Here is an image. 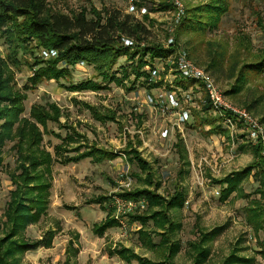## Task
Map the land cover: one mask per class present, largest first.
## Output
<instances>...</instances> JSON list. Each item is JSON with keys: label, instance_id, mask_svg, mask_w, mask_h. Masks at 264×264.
<instances>
[{"label": "rangeland", "instance_id": "obj_1", "mask_svg": "<svg viewBox=\"0 0 264 264\" xmlns=\"http://www.w3.org/2000/svg\"><path fill=\"white\" fill-rule=\"evenodd\" d=\"M46 1L49 11L68 15L82 10L89 15L96 11L101 19L108 15L106 12H119L120 18L121 15L130 14L148 30L145 38L141 36V45L160 44L165 47L170 36L174 42L176 37L177 49L186 51L190 61L207 71L223 93L231 89L241 64L250 62L264 49V0H222L225 11L220 14L216 27H209L203 34L180 30L178 23L185 13L190 16L193 9L210 0H179L182 14L178 20L177 9L171 0ZM130 1L140 6L130 10ZM141 8L145 9L144 13L140 11ZM5 29L6 26L0 24V59L12 71L15 89L25 96L22 99L24 110L19 117H28L33 104L49 102L60 109L57 122H47L45 128L37 124L42 136L40 146L54 158L49 206L46 215L24 231V237L30 240L47 237L48 232L52 231L51 246L26 251L20 258V264H61L73 248L77 253L70 257L72 264H139L135 259L127 262L109 254L114 247L121 246L149 260L162 259L158 248L150 249L138 239L139 222L130 223L128 219L125 227L118 225L108 228L102 237L92 231L93 225L101 222L107 212L112 216L109 202L112 195L148 187L142 181L144 173L124 152L130 147L136 149L138 155L150 165L153 180L160 184L157 193L167 199L176 184L185 192L182 207L170 210L174 221L179 223L171 238L179 246L171 264H193L187 252V243L196 238V225H201L207 231L222 227L207 244L210 256L203 264L221 263L233 247H236L237 255L250 259L246 264H264V255L258 252L259 241L264 242V231L254 233L245 220L246 207L253 206L250 200H259L264 208V199L253 192L258 186L257 181L250 174L248 179L241 182V192H233L225 200L220 199V187L214 182L251 163L254 157L250 146L254 144L244 136L240 122H235L232 128L222 124L227 133H209L210 125L200 123L198 117L217 114L211 105L207 113L201 111L202 103L208 99L197 82L190 80L186 90L176 88L175 80L181 79L176 68V52L163 60L154 61L152 66L158 70L154 81L160 82L158 87H148L140 78L132 89H128L133 76L128 67L126 72H122L121 66L126 62L121 56L114 66L117 71L115 76L123 79L121 84L101 82L92 66L79 61L70 68L68 77L58 81L44 80L27 89L24 85L33 69L24 63L22 56L18 57L20 65L17 66L7 60L11 49L4 42ZM45 50L37 47L34 53L44 61L55 57L46 55ZM212 56H217L218 71L204 68ZM25 59L31 62L28 57ZM245 74L246 79L240 82L238 93L224 95L231 103L242 108H246V101H255L253 109L247 110L261 122L264 130V121H260L264 116V73L257 75L246 71ZM85 79L98 81L103 88L81 91L67 88L69 84ZM171 90L180 99V109H172L166 101L165 95ZM148 96L153 98L152 102ZM86 105L102 114L113 113L114 120L97 121ZM181 109L188 110L190 116L177 127L176 112ZM164 129L168 131L166 137L161 136ZM70 133L76 140L62 150L61 139ZM179 139L186 151L187 162L179 158L176 146ZM11 145V141H6L0 148V220L4 219L3 211L9 191L13 189L9 173L15 166V154ZM57 145L61 146L59 154L54 150ZM90 145L112 151L116 156L100 163H94L89 158L67 164L57 160V155H75ZM74 147L78 150H67ZM100 197L101 203L94 202ZM147 224L149 232L153 226L150 222ZM151 239L157 243L159 237L152 235Z\"/></svg>", "mask_w": 264, "mask_h": 264}, {"label": "trees", "instance_id": "obj_2", "mask_svg": "<svg viewBox=\"0 0 264 264\" xmlns=\"http://www.w3.org/2000/svg\"><path fill=\"white\" fill-rule=\"evenodd\" d=\"M222 0H210L191 11L190 16L181 17L178 23L180 30L184 29L195 34H203L206 29L216 27L220 14L225 11L221 4ZM136 6H140L136 3ZM82 10L74 15H68L57 11H49L46 0H0V24L6 26L4 42L11 49L6 56L13 66L20 65L18 57L30 69L32 75L27 78L25 88H33L44 80L54 79L56 81L70 75V68L77 62H84L92 66L95 76L101 82L114 81L121 84L123 79L116 77L114 66L119 57L124 56L126 65H122V72L131 70L133 80L128 89H132L135 81L140 79L148 87H158L160 82L152 80L151 71L154 61L163 60L174 53L177 46L175 42L172 47H163L160 44L141 45L140 40L148 34L147 28L130 14L121 15L112 11L105 19L98 16V12L85 13ZM205 20H209L205 21ZM10 24V25H9ZM122 38H129L132 44L124 46ZM33 41L32 43H30ZM240 44V43H239ZM54 50L56 56L49 60H42L34 53L35 48ZM19 52L22 54L19 55ZM219 54V53H218ZM189 55V54H188ZM221 57L220 55H217ZM217 56H212L206 63V70H219ZM31 59V62L28 59ZM65 64V66L60 65ZM60 65V67L58 66ZM62 66V67H61ZM149 69H144L147 67ZM251 74L264 73V49L258 53L250 62H244L238 68L234 84L225 94H236L240 90V82L246 79L245 72ZM125 76V74H124ZM126 77V76H125ZM127 78V77H126ZM13 74L8 69L4 60L0 59V148L6 141H11V149L15 154V166L9 173L13 189L9 191V199L3 211V220H0V264H20L21 256L29 250L40 246H51L53 232L49 231L47 237L30 240L24 237V231L29 225H34L46 215L49 206V196L52 176L53 156L40 146L42 136L37 124L43 128L47 122H57L60 109L54 103L46 102L33 104L30 107L28 117H19L23 112L22 99L25 97L12 84ZM176 87L183 90L188 89L190 82L181 77L175 80ZM67 88L74 91L85 89L99 90L102 87L98 81L85 79L75 84H69ZM28 89V88H27ZM255 101L245 102L246 109H253ZM99 122L114 120L113 113L102 114L92 106L86 105ZM201 111L207 113L210 109L208 101L202 103ZM200 123L210 125L209 133H227L222 127L221 117L200 116ZM264 121V116L260 118ZM76 136H80L73 131ZM81 137V136H80ZM72 133L61 139L62 150L71 142H75ZM179 139L177 150L179 158L187 162V154ZM68 148V147H67ZM260 145L250 146L254 157L253 161L243 169L233 171L223 178L214 180L220 187V199L225 200L236 191L241 192L240 185L251 174L257 181L258 186L254 193L264 199V156L261 155ZM60 145L54 147L55 153L59 154ZM67 150H78L74 147ZM66 150V151H67ZM130 161H134L140 171L144 173L142 181L148 186L117 193L125 198H143L146 207L128 216L129 222H139L141 227L137 230L138 239L148 248H158L162 259L158 261L137 256L129 248L114 247L109 252L129 262L137 260L139 264H171L174 254L178 251V244L172 241L175 229L179 223L175 222L170 210L180 209L184 203L185 192L178 184L174 186L173 192L165 199L157 193L159 182L153 180L150 165L138 155V151L130 147L124 151ZM1 154V150H0ZM57 160L62 164L76 163L82 159L89 158L94 163L113 159L116 154L95 145L88 146L84 151L75 155H57ZM150 186H153L152 188ZM246 197V195H242ZM103 198V197H102ZM101 197L94 202L101 203ZM253 206L246 207L245 220L254 233L264 231V208L260 206L259 200L252 199L249 203ZM150 222L153 229L148 232L146 226ZM116 220L107 212L105 218L98 224H94L92 231L97 236H103L104 232L111 227L118 226ZM222 227H214L205 230L201 225L195 226L196 238L187 243V252L190 254L193 264H203L210 256V248L207 244L216 237ZM152 235H157L159 240L154 243ZM264 255V242L258 243ZM76 249L68 253L61 264H72L70 257L75 256ZM248 258L237 255L236 247L219 264H246Z\"/></svg>", "mask_w": 264, "mask_h": 264}, {"label": "built area", "instance_id": "obj_3", "mask_svg": "<svg viewBox=\"0 0 264 264\" xmlns=\"http://www.w3.org/2000/svg\"><path fill=\"white\" fill-rule=\"evenodd\" d=\"M132 1V0H131ZM129 3V9L134 10L136 7L135 3ZM171 3L176 7L177 20L182 14V5L179 0H171ZM142 13L145 12V9L141 8ZM136 10V9H135ZM137 12V11H136ZM124 46L132 44V40L129 38H122ZM174 45V39L172 36L168 38L165 43V47H172ZM177 59L176 68L180 76L185 80H192L200 84V87L203 88L207 96L208 102L212 106L213 112L218 114L221 117V123L225 127H233L235 122H240L242 125L241 131L244 136L254 145H260L261 155L264 156V130H262V124L256 120L246 108H242L234 105L222 92V90L215 84L212 78L209 76V73L205 71L200 66L194 64L187 56L186 51L175 49ZM46 55L56 56L54 50H45ZM173 53V54H174ZM173 60V59H172ZM148 67V66H147ZM158 70L157 67L153 68L151 71L152 80L157 76ZM177 88V87H176ZM160 96V95H159ZM166 101L172 109H180V99L177 96V93L173 90L168 91L165 95ZM189 99V96L187 95ZM186 98V99H187ZM150 102L153 101L151 96H148ZM177 114V123L175 125L178 127L183 125L189 119L188 110H182L176 112ZM230 128V129H231ZM168 134L167 129L161 131V136L166 137ZM111 206V215L119 224L120 227H125L128 216L130 214L140 212L146 207V202L143 198H125L119 195H112L110 200Z\"/></svg>", "mask_w": 264, "mask_h": 264}, {"label": "crops", "instance_id": "obj_4", "mask_svg": "<svg viewBox=\"0 0 264 264\" xmlns=\"http://www.w3.org/2000/svg\"><path fill=\"white\" fill-rule=\"evenodd\" d=\"M50 197V196H49ZM110 202V201H109ZM105 233V232H104ZM104 235V234H103ZM100 237H102V236H100Z\"/></svg>", "mask_w": 264, "mask_h": 264}]
</instances>
